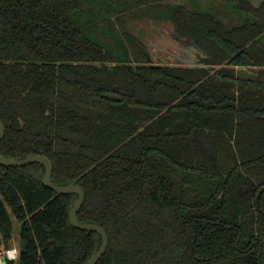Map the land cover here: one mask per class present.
I'll list each match as a JSON object with an SVG mask.
<instances>
[{
    "label": "trees",
    "instance_id": "trees-1",
    "mask_svg": "<svg viewBox=\"0 0 264 264\" xmlns=\"http://www.w3.org/2000/svg\"><path fill=\"white\" fill-rule=\"evenodd\" d=\"M150 1L0 0V153H45L54 182L83 185L79 219L109 235L96 264H264V66L151 64L131 29ZM162 7L206 63L249 43L231 62L264 64V11L229 30ZM44 170L0 163V247L14 215L9 264H85L101 234L71 223L77 194L44 185Z\"/></svg>",
    "mask_w": 264,
    "mask_h": 264
},
{
    "label": "flooded vegetation",
    "instance_id": "flooded-vegetation-1",
    "mask_svg": "<svg viewBox=\"0 0 264 264\" xmlns=\"http://www.w3.org/2000/svg\"><path fill=\"white\" fill-rule=\"evenodd\" d=\"M208 1L211 5H213H210V7H212L214 10V7H216L225 13H221L220 15L218 11H216L215 13L213 10H201L198 8H193L188 6L186 3H183V0H151L148 3H143L144 6H147V4H149L154 7L150 10L149 14L145 15L142 18L134 19L133 22H146V24H144L146 25V28L141 27L140 29H138V31L141 32V29H144V31L147 33L146 35H149L147 39L144 36L141 37L151 51L153 64L159 63L167 64L170 66L185 65L188 67L201 66L205 68H213L211 69L210 73H215L220 68H227L232 66L236 69L237 74L240 76L252 74L254 71L256 73V70L254 69H258L260 68V66H264V64L258 63V61L250 64H233L231 62L233 57L245 50L249 43L238 49L231 57L227 58L222 63H206L205 60L208 57V48L194 41V39L190 38L189 36L180 33L177 30L176 25L171 17L163 15L164 13H162V6L173 11L174 7L176 8V6L184 5L191 10H196L203 14L211 15L214 20L218 22L219 26H222L225 29L232 30L236 26H244L246 24L247 19L254 15V12H252L251 10L253 7L260 9V11H264V0ZM133 2L135 3L134 0ZM218 25H216V27H218ZM194 49L196 50L195 59L193 61L186 60L188 57H192L191 52ZM261 49H263V47ZM261 53H264V51L262 50ZM257 201L259 202L260 198L258 200L257 197ZM246 217L250 220H253L255 218V211H249ZM251 226L253 227L254 224H251Z\"/></svg>",
    "mask_w": 264,
    "mask_h": 264
},
{
    "label": "water",
    "instance_id": "water-1",
    "mask_svg": "<svg viewBox=\"0 0 264 264\" xmlns=\"http://www.w3.org/2000/svg\"><path fill=\"white\" fill-rule=\"evenodd\" d=\"M191 56H192L191 58L188 57V59L186 60L193 61L195 59L196 56L195 49L191 52ZM202 66H207V65H202ZM5 134H6V125L5 122L2 120V118L0 117V141L4 138ZM36 161L42 162L45 166V170L42 176V181L44 185L51 187L57 193L77 194V197L75 198L70 210L69 218L71 223L81 229L94 230L101 234V242L98 249L94 252L91 258L85 263V264H96L108 247L109 235L107 230L101 223H98L96 221H82L79 219L78 211L80 210L86 195V191L83 185L77 180H72L65 184L54 182L52 179L53 168H54L53 161L45 153H30L25 157H13L0 153V163L3 165L21 166ZM263 190H264V186L261 187L258 192V196H257L258 200ZM3 264H8L5 256L3 257Z\"/></svg>",
    "mask_w": 264,
    "mask_h": 264
},
{
    "label": "rangeland",
    "instance_id": "rangeland-1",
    "mask_svg": "<svg viewBox=\"0 0 264 264\" xmlns=\"http://www.w3.org/2000/svg\"><path fill=\"white\" fill-rule=\"evenodd\" d=\"M134 1H136V0H134ZM183 3H186L190 7L198 8V9H201V10H213L215 13H216V11H218L220 15H221V13L222 14L225 13V12H222L220 9H218L216 7H214L215 10L212 7H210L211 4H210V2L208 0H205V1L204 0H183ZM211 6H213V5H211ZM144 24H146V22H144V21L131 22V29L134 30V32H136V34H138V35H140L142 37L144 36L147 39V37H149V35H146L147 33L144 31V29H141V32L138 31V29H140L141 27L146 28V25H144ZM13 221H14V233H13V237H12V242L11 243L12 244H19V236H20V232H21V222L19 220H17L14 217V215H13Z\"/></svg>",
    "mask_w": 264,
    "mask_h": 264
},
{
    "label": "built area",
    "instance_id": "built-area-1",
    "mask_svg": "<svg viewBox=\"0 0 264 264\" xmlns=\"http://www.w3.org/2000/svg\"><path fill=\"white\" fill-rule=\"evenodd\" d=\"M20 254L19 244H12L8 247H0V264H3V257H6L7 263L10 260H17Z\"/></svg>",
    "mask_w": 264,
    "mask_h": 264
}]
</instances>
